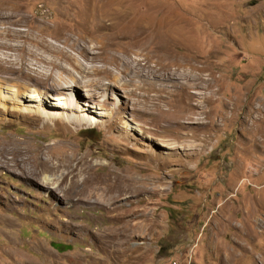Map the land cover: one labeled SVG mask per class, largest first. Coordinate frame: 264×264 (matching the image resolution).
<instances>
[{
  "label": "rangeland",
  "instance_id": "rangeland-1",
  "mask_svg": "<svg viewBox=\"0 0 264 264\" xmlns=\"http://www.w3.org/2000/svg\"><path fill=\"white\" fill-rule=\"evenodd\" d=\"M139 31L155 39L133 44ZM114 36L100 62L80 55ZM126 56L158 71L131 79L117 68ZM70 57L110 72L94 101L105 117L77 126L17 111L31 101L12 88L46 91L36 81L62 73L51 62L90 79ZM169 63L172 82L159 79ZM199 70L206 88L189 101L185 83ZM0 84L11 89H0V264H264V0H0ZM77 90L80 105L90 101L91 88ZM14 141L60 166L61 193L16 173L15 155L2 154ZM135 177L133 217L69 196L73 178L125 199L114 182Z\"/></svg>",
  "mask_w": 264,
  "mask_h": 264
},
{
  "label": "bare ground",
  "instance_id": "bare-ground-1",
  "mask_svg": "<svg viewBox=\"0 0 264 264\" xmlns=\"http://www.w3.org/2000/svg\"><path fill=\"white\" fill-rule=\"evenodd\" d=\"M139 32H140V36L139 34L138 35L134 34L131 38L129 37L130 42H132L133 44H136V43H141L144 40L151 42L153 41V39H155L152 34L149 36H146V35L142 36L141 31ZM119 38L121 37L118 36V39ZM115 39H117L116 36H114V38H106V41H104V44L102 46L82 47L80 50V55H82L87 61L91 63L100 62L102 57L100 56L101 54H99L98 50L102 52V50H105L107 48L108 49L115 48L117 46L115 42L113 41ZM134 40H137L138 42L134 43ZM165 52H168V51H165ZM127 55H131V54L128 53ZM166 57H169V56H166ZM69 60L72 61L74 67L81 74L84 73L85 78L89 77L90 79L87 82H82L79 78H77L72 73L71 69L67 68L66 66L62 64L51 62L54 68L60 70L62 73L50 74L46 77V79H41L42 82L40 80L36 81V84L40 85V88L46 89V91H43L37 88H35L34 91H30V89H28V87H26L24 84H20L18 88L13 87L12 90L10 89L12 92H14L13 95L15 96L19 95L16 97H20V96L23 98L25 97L27 99L26 101H29V102L31 101L30 102L31 104H27V105L23 104L21 108H17V111H21L23 114H31V115L33 114L35 116L40 117L45 122L49 121L50 119L57 120V121L63 120L69 124H73L77 126H84V125L91 126L95 123H98L99 120L96 119V117L92 116L93 114L99 115L100 117H105V115L101 113L102 109H99L98 106H96V104L94 103V101H96V98H98V96L100 95V93L97 90L103 87V83H102L103 80L100 76H103L105 74H110V72L106 68L105 69L100 68L97 65L86 67L77 58L70 57ZM116 60L119 61V64H117V68H120L122 72L127 73L126 76H130L131 79L140 77L144 69H148L149 73H154L158 71L157 66L155 67L149 66V68L147 66L143 68H136V67L134 68L132 63L128 61V56H126V58L116 57ZM135 63L140 65L141 61L135 59ZM170 66H171L170 63H169V66L168 65L165 67L164 65L161 66L160 70H163L165 68V71L167 73L163 75L162 77H159V79H167L168 81H171V80L173 81L174 78L172 74H169V71H168ZM201 72L202 71L199 70V74L197 73V74L190 75L187 77V81L185 83L187 90L194 89L193 94L188 93L189 101L192 100L193 98L195 99V97H198L197 99H200L199 95L201 94L196 93V88H200V86L203 89L206 88L205 86H203V83H202L203 77H202ZM64 74L66 76H64ZM111 78L116 83L119 81L118 75L116 74L111 73ZM156 79H158V77H155V80ZM204 79L207 80L206 78ZM49 80H52V83L47 84ZM71 82L75 84L74 87L71 86ZM142 82L148 83V85L150 86L152 85L153 87H156L157 85V83L154 80L150 79V77L148 76H145ZM2 84H0L1 90H7V92L10 91L7 88L1 87ZM132 84H134V82ZM134 85H136V83ZM83 87H89L91 88L93 92H92V95H90V93L87 92L88 97H91L90 101L84 105L82 104L80 105L81 97L79 96L77 89L83 88ZM118 87H121L119 83H118ZM68 91H70L71 94H67ZM91 99H92V102H91ZM12 100L16 102L15 97H13ZM44 100L45 102L46 100L53 101L51 105H53V107L55 106L54 109H51V110L46 109V107L44 106L45 105ZM32 101L40 102L41 104H39L40 106L37 107L34 104H32L33 103ZM2 154H4V159L6 160H9V158L6 157V155H12V156L15 155L12 161L15 163V166L18 165V168L15 171L19 176L30 179L34 181L35 183L42 185L43 187L48 189V191H50L51 193L55 195H58L59 193H61L60 190L58 189V185L61 182V180H63L67 176V174L65 173L62 176H59L58 183H55L56 180L54 178V175L52 174V170H59L60 166L58 164L53 163L51 159L41 157V160H40L39 155L38 157L36 156L34 157L30 153L29 148L21 147V145L16 141L12 142L9 145V147L4 148L2 150ZM73 158L74 160L78 161V163H82L86 159L84 155L78 156V153H74V152H73ZM5 164H7L8 167L11 165L10 161L6 162ZM21 168H24V170L20 171ZM73 178H74V175H73ZM73 178L71 179V184L69 187L70 189L69 196L73 204H77V205L84 204V203H88L92 199H95V203L101 202L103 204H109L110 208L108 209V211L112 213H117L119 218L125 219L126 217H128V215L130 217H133L136 215L137 211L134 209V203L131 202L130 209H129V205L128 206L126 205V201H130L132 198H137L143 193L142 188L139 187V180L137 179V177L131 178L129 180L123 178L120 182H114L115 189H117L119 186L120 192H122L121 195L123 196V198L125 197V199H122L117 196H111L110 199H107L105 195L106 188L102 189L101 187H97L94 183H92L91 179L90 181L88 179L85 182L83 181L81 183L79 180L77 179L74 180ZM128 226L129 225L123 228V231L120 234V236L125 237L126 242L136 239L137 234L140 231V226L137 223H134L133 225L131 224L132 228H127Z\"/></svg>",
  "mask_w": 264,
  "mask_h": 264
},
{
  "label": "water",
  "instance_id": "water-1",
  "mask_svg": "<svg viewBox=\"0 0 264 264\" xmlns=\"http://www.w3.org/2000/svg\"><path fill=\"white\" fill-rule=\"evenodd\" d=\"M52 246H53V248L57 249V251L60 253L68 251L70 249L69 246L61 244V243H53Z\"/></svg>",
  "mask_w": 264,
  "mask_h": 264
}]
</instances>
